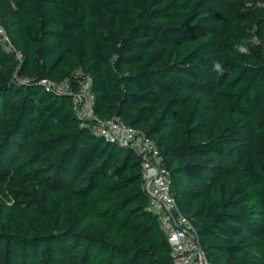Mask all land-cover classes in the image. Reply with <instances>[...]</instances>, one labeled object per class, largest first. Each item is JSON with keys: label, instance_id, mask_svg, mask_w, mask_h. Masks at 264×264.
Wrapping results in <instances>:
<instances>
[{"label": "trees", "instance_id": "trees-1", "mask_svg": "<svg viewBox=\"0 0 264 264\" xmlns=\"http://www.w3.org/2000/svg\"><path fill=\"white\" fill-rule=\"evenodd\" d=\"M0 28V264H173L140 155L40 84L78 71L155 144L208 261L264 264V0H0Z\"/></svg>", "mask_w": 264, "mask_h": 264}, {"label": "built area", "instance_id": "built-area-1", "mask_svg": "<svg viewBox=\"0 0 264 264\" xmlns=\"http://www.w3.org/2000/svg\"><path fill=\"white\" fill-rule=\"evenodd\" d=\"M0 40L5 50L21 55L9 42L0 28ZM75 82L55 83L41 80L46 89L70 94L73 110L79 121L94 133L108 141L116 142L134 150L141 157L142 187L148 198L147 209L156 217L160 230L166 237L173 264H211L201 248L198 235L191 221L178 209L170 191V177L155 144L135 128L118 118L100 120L94 114L92 78L82 71L74 75Z\"/></svg>", "mask_w": 264, "mask_h": 264}, {"label": "clouds", "instance_id": "clouds-1", "mask_svg": "<svg viewBox=\"0 0 264 264\" xmlns=\"http://www.w3.org/2000/svg\"><path fill=\"white\" fill-rule=\"evenodd\" d=\"M234 48L236 51L242 54H247L248 52V49L244 47L243 45H237V46H234ZM213 68L217 72L218 75H223L224 69L218 61L213 62Z\"/></svg>", "mask_w": 264, "mask_h": 264}, {"label": "water", "instance_id": "water-1", "mask_svg": "<svg viewBox=\"0 0 264 264\" xmlns=\"http://www.w3.org/2000/svg\"><path fill=\"white\" fill-rule=\"evenodd\" d=\"M68 97H70V94L69 95H67Z\"/></svg>", "mask_w": 264, "mask_h": 264}]
</instances>
